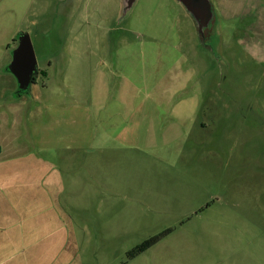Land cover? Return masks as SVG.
<instances>
[{"label": "rangeland", "instance_id": "obj_1", "mask_svg": "<svg viewBox=\"0 0 264 264\" xmlns=\"http://www.w3.org/2000/svg\"><path fill=\"white\" fill-rule=\"evenodd\" d=\"M210 1L215 17L202 44L174 0H137L124 17L120 0H0V104L17 90L7 67L19 33L45 72L21 93L24 137L31 106L41 114L54 103L56 124L70 127L55 137L78 135L80 122L89 137L95 117L108 122L116 107L147 111L133 115L129 144L151 211L126 240L92 237L85 264H264V0ZM161 127L179 139L166 153L142 154L143 134ZM24 137L21 152L31 149ZM87 164L93 169L94 154ZM165 229L172 232L127 260Z\"/></svg>", "mask_w": 264, "mask_h": 264}, {"label": "crops", "instance_id": "obj_2", "mask_svg": "<svg viewBox=\"0 0 264 264\" xmlns=\"http://www.w3.org/2000/svg\"><path fill=\"white\" fill-rule=\"evenodd\" d=\"M17 90L12 87L8 92L10 103L5 98L0 104V264H85L92 237L100 242L112 240L111 235L126 240L134 220L151 211L152 190L135 185L143 172L134 169L135 147L129 144L133 115L147 111L116 107L108 122L95 117L89 137L81 122L78 135L55 137L56 131L70 127L56 124L54 103H48L41 114L31 106L33 117L26 121L29 137H24L21 118L26 104ZM108 126L110 132L103 131ZM176 133L168 127L147 132L137 149L142 154L166 153V147L179 139ZM22 137L30 141L29 151L21 152ZM91 154L93 169L87 164ZM72 176L79 177L77 187ZM73 193L79 194L77 218L69 212ZM99 251L96 247L90 256Z\"/></svg>", "mask_w": 264, "mask_h": 264}, {"label": "water", "instance_id": "obj_3", "mask_svg": "<svg viewBox=\"0 0 264 264\" xmlns=\"http://www.w3.org/2000/svg\"><path fill=\"white\" fill-rule=\"evenodd\" d=\"M137 0H120L121 16H126ZM192 19L202 44L206 43V34L213 23L215 14L210 0H174ZM18 44L11 54L8 71L16 80L18 90L25 92L32 84L37 71V62L30 37L26 33L18 34Z\"/></svg>", "mask_w": 264, "mask_h": 264}, {"label": "trees", "instance_id": "obj_4", "mask_svg": "<svg viewBox=\"0 0 264 264\" xmlns=\"http://www.w3.org/2000/svg\"><path fill=\"white\" fill-rule=\"evenodd\" d=\"M37 74H42V76L44 75V73L41 71L37 72ZM35 81L36 80L34 77L32 84H34ZM21 93H24V92H21ZM208 206H209V204L206 205V207H208ZM171 232H172V229H165L162 232H160L159 234L152 236V237L148 238L147 240L143 241L142 243H140L139 245L135 246L132 250L127 252V254H126L127 260L128 261L133 260L134 258L139 256L140 254L144 253L145 251L150 249L152 246H154L156 243H158L160 240H162L164 237L169 235Z\"/></svg>", "mask_w": 264, "mask_h": 264}, {"label": "flooded vegetation", "instance_id": "obj_5", "mask_svg": "<svg viewBox=\"0 0 264 264\" xmlns=\"http://www.w3.org/2000/svg\"><path fill=\"white\" fill-rule=\"evenodd\" d=\"M17 37H18V35H17L15 38H13V40H12V42H13L14 44H16V46H17V44H18V39H17Z\"/></svg>", "mask_w": 264, "mask_h": 264}]
</instances>
